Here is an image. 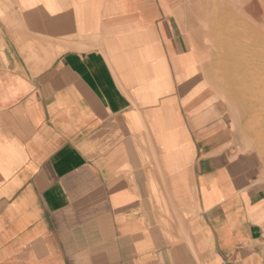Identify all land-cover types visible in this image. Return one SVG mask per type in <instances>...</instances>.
Segmentation results:
<instances>
[{
	"label": "crops",
	"instance_id": "obj_1",
	"mask_svg": "<svg viewBox=\"0 0 264 264\" xmlns=\"http://www.w3.org/2000/svg\"><path fill=\"white\" fill-rule=\"evenodd\" d=\"M216 27L264 0H0V264H264Z\"/></svg>",
	"mask_w": 264,
	"mask_h": 264
},
{
	"label": "rangeland",
	"instance_id": "obj_2",
	"mask_svg": "<svg viewBox=\"0 0 264 264\" xmlns=\"http://www.w3.org/2000/svg\"><path fill=\"white\" fill-rule=\"evenodd\" d=\"M212 30H213V33L214 31H217L215 32L216 34L221 32L223 33V35L225 34L228 37L231 36L232 39L234 38V35H236L235 38H238L239 42L234 43V44L227 43L226 45V44H221L219 42H213V43L207 44L209 46L210 55L207 59L204 60V62L207 65V76L209 78L210 85L217 89L220 99H222L223 102L230 108L231 115L234 118L235 123L237 125V130L241 138L240 140H241L243 150L247 151L251 155V157L255 160L260 173L264 175V112H263L264 106L256 107L257 113H256V110L254 109L255 107H253L254 110L250 109L252 107L251 102H249L250 100L248 99L247 96H244L245 94L243 91H241V88L239 87V85L238 86L235 85L234 80H232L233 77L236 75L237 70H240V68L242 67L241 63H243L244 61H245V64L248 63L246 64V66L250 68L257 67L258 69H260L261 72L264 73L263 71L264 70V62H263L264 61V54H263L264 53V41H257V42H253L252 44V42H250L249 40L255 39L257 37L254 35H251V33L246 28L226 27V28L219 29L216 27V28H212ZM215 37L217 38V36ZM240 40L244 42V43H241V45L245 44L242 46L245 48V50L243 48V51H242L243 56H244L243 58L244 61L242 60L243 62H241V60L239 59L238 60L231 59L229 57L230 50L228 51L229 48L232 50L234 49L233 46H236L237 44L239 45ZM246 45H247V48H246ZM251 45H254V46L256 45V46L252 47ZM249 46H250V49H249ZM252 48L256 51L253 52L254 50H252ZM248 51L253 52V54H251L252 56L250 55V53L249 55H246L248 54ZM256 54L259 55L258 58L261 57V59H258ZM245 57L247 58L248 61H246ZM251 57L252 59L256 57V61H253ZM238 75H236L237 78H238ZM260 76H262L261 78L263 80L262 79L260 80V78L258 79L257 88L259 89L257 90V92L259 94H262L264 93V90H262L264 88V84H263L264 75L261 74ZM247 83L249 86L251 85L253 88L256 87L255 86L256 84L254 85L251 80L250 81L248 80ZM234 88L239 92H237ZM237 96L240 97V100L239 98H236ZM241 99L244 104H242ZM240 103L244 107L245 106L246 107L245 108L242 107ZM253 112L255 116L253 115Z\"/></svg>",
	"mask_w": 264,
	"mask_h": 264
},
{
	"label": "bare ground",
	"instance_id": "obj_3",
	"mask_svg": "<svg viewBox=\"0 0 264 264\" xmlns=\"http://www.w3.org/2000/svg\"><path fill=\"white\" fill-rule=\"evenodd\" d=\"M215 32V31H214ZM217 32V31H216ZM213 35H215L214 33H213ZM228 37V36H227ZM214 38H215V36H214ZM217 38L219 39V41H217V42H219V43H221V44H226L227 45V43H233L234 44V41L232 40V38L231 39H227V38H225L226 39V41L224 40V38L222 37V35L220 34V33H218L217 34ZM217 40V39H216ZM250 42H252V44H253V40H249ZM239 42V41H238ZM241 43H244L243 41L241 42ZM241 43L238 45H236V46H233L234 47V49H228V51H229V57L231 58V59H234V60H241V62H243L244 60H243V58H244V56H243V53H242V51H243V48L244 47H242L243 45H245V44H243V45H241ZM232 44V45H233ZM252 47L254 46V45H251ZM256 46V45H255ZM254 46V47H255ZM230 47V46H229ZM224 48H225V46H224ZM227 48H228V46H227ZM246 48H247V45H246ZM249 49H250V46H249ZM244 50H245V48H244ZM252 50H254L253 48H252ZM259 50V49H258ZM262 50V49H261ZM228 51H227V53H228ZM256 50H254L253 52H255ZM244 52H246V51H244ZM253 52H249L248 51V54H246V55H249V53H250V55L251 54H253ZM264 54V53H263ZM252 56V55H251ZM256 56H257V58H258V56L259 55H257L256 54ZM248 57V56H247ZM246 58V57H245ZM254 58V57H253ZM225 59V58H224ZM249 59V58H248ZM251 59H252V57H251ZM258 59H261V57L260 58H258ZM243 60V61H242ZM253 61H256V57L254 58V59H252ZM246 61H248L247 60V58H246ZM264 62V61H263ZM246 64H248V63H246ZM246 64H245V61L243 62V63H241V68H240V70H237V73H236V75H240V77H239V75H238V78H237V76L235 75L234 77H233V79L232 80H234V83H235V85H239V87L241 88V91H243L244 92V96H247L248 97V99L250 100L249 102H251V108L250 109H252V110H256V113H257V109H256V107H263L264 106V93H262V94H259L258 92H257V90L259 89V88H257V82H258V79L260 78V80L262 79L261 77L262 76H260L261 74L262 75H264V73L263 72H261L260 71V69H258L257 67H254V68H250V67H248V66H246ZM260 64V63H259ZM262 67V66H261ZM264 71V70H263ZM235 74V73H234ZM252 81L253 82V84L256 86L255 88H253L251 85L249 86L248 85V83H247V81ZM263 80V79H262ZM227 81V80H226ZM228 82V81H227ZM232 82V81H231ZM233 83V84H234ZM228 84V83H227ZM264 84V83H263ZM230 86V85H229ZM261 87V86H260ZM235 89V88H234ZM236 90V89H235ZM262 90H264V88L262 89ZM261 90V91H262ZM232 91V90H231ZM237 91V90H236ZM240 91V92H241ZM246 91V92H245ZM248 91V92H247ZM237 92H239V91H237ZM238 94V93H237ZM236 94V95H237ZM240 94V93H239ZM234 95V94H233ZM236 98H239V100H240V97H236ZM238 102V101H237ZM240 102V101H239ZM241 102H242V99H241ZM246 102V101H245ZM247 103V102H246ZM241 104V103H240ZM242 104H244L243 102H242ZM241 104V105H242ZM250 105H249V107H250ZM242 107H244L243 105H242ZM246 107V106H245ZM244 107V108H245ZM253 107H255L254 109H253ZM264 112V111H263ZM255 113V114H256ZM253 115H254V112H253ZM255 116V115H254ZM259 116V115H258Z\"/></svg>",
	"mask_w": 264,
	"mask_h": 264
}]
</instances>
